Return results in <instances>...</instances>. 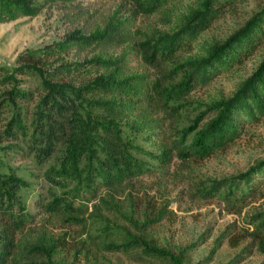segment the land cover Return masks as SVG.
Listing matches in <instances>:
<instances>
[{
    "label": "rangeland",
    "instance_id": "1",
    "mask_svg": "<svg viewBox=\"0 0 264 264\" xmlns=\"http://www.w3.org/2000/svg\"><path fill=\"white\" fill-rule=\"evenodd\" d=\"M27 1L34 11L22 0H0V184L19 183L15 189L25 215L17 229L0 212V235L12 239L15 262L174 264L139 247L104 244L130 233L181 256L180 264H264L251 220L264 214V172L253 174L251 189L240 182L232 197L206 194L213 179L231 178L264 159V110L257 118L242 112L238 136L204 158H182L172 143L185 130L181 140L189 144L212 116V103L227 100L259 68L264 34L250 53L219 67L208 80L182 95L162 93L187 77L185 61L237 32L264 11V0H219L213 5L220 4L219 12L198 36L157 61L147 60L138 42L176 31L202 0H167L152 13L139 11L131 0ZM104 59L118 60V81L127 83L118 89L123 112L115 123L128 152L145 169L108 186L86 176L81 158L67 184L52 183L45 170H64L71 144L58 142L45 157L30 149L34 111H47L43 79L79 87L113 68ZM67 93L85 114L84 97L90 93L83 91L80 98ZM15 118L27 124L24 133L6 130ZM38 143L45 145L43 137ZM164 147L171 150L166 164L146 152ZM55 198L56 206H48Z\"/></svg>",
    "mask_w": 264,
    "mask_h": 264
},
{
    "label": "trees",
    "instance_id": "2",
    "mask_svg": "<svg viewBox=\"0 0 264 264\" xmlns=\"http://www.w3.org/2000/svg\"><path fill=\"white\" fill-rule=\"evenodd\" d=\"M131 1L139 11L152 13L167 0ZM218 1L202 0L199 2L200 9H193L186 16L184 23L172 33H165L156 40L148 38L140 40L138 44L144 50V57L151 61L160 60L178 45L198 36L200 29L219 12L220 4L213 6ZM22 2L26 4L28 10L34 11L27 0H22ZM263 23L264 11L253 15L242 28L221 43L207 46L202 57L185 61L187 77L173 84L170 90L164 89L162 93L174 91L182 95L196 82L208 80V77L219 67L227 66L233 62L232 60H235V63L238 62L244 55L251 52L252 47L264 34ZM114 36L118 37V30L114 31ZM105 62H113V68H107V72H102L93 81H88L79 87H70L60 82L43 79L46 93L41 101L45 102L43 106L47 108V111L45 113L38 109L34 111V117L28 125L32 127L30 136H28L30 149L37 156L45 157L55 150L58 142L71 144L67 155L69 164L64 168L65 171L53 167L45 170V175L52 183L67 184L68 176L75 172L76 160L81 158H84V166L87 167L86 176L91 180L96 178V180L105 182L104 184L108 186H115L121 183L127 175L145 169L141 165L142 162L133 158L128 152L127 144L122 139L115 123L120 112H123V108L119 107L122 101L118 100V89L127 86V83L118 81L117 59ZM68 91L76 98H80L83 91L90 93L91 98L84 97L87 99L85 114H81L75 102L69 99ZM95 91L99 94L95 95ZM211 106L212 116L202 121L189 144L181 140L185 130L177 133L181 134L179 139L172 140L177 148L178 156L194 159L208 156L216 149L225 147L230 140L238 136L241 129L239 115L242 112L252 118L263 112L264 61L232 96L227 100H217ZM96 110L101 112L97 113ZM205 116L203 115L200 120ZM26 127L27 124L22 119L15 118L12 127L6 130L11 134L24 133ZM42 137L45 145L38 143ZM146 152L162 164L170 160V148L164 147L154 154L150 151ZM261 172H264V159L258 161L247 171L231 178L213 179L206 194L212 196L221 192L226 197H232L240 182L244 181L249 189L253 188V176ZM18 187V182L13 184L10 181H4L2 185L0 184V212L10 226L20 229L24 225L25 215L20 207L19 195L16 194ZM56 198L50 201L48 206L54 205L55 207L58 203ZM251 220L254 224L252 233L257 240L258 247L264 251V214L258 217L253 216ZM104 244L125 250L129 245L139 247L149 255H161L171 259L174 264L181 263V256L175 255L171 250L160 247L140 235L128 233L121 242L105 241ZM15 261L16 258L12 253V239L7 237V233L0 235V264H17Z\"/></svg>",
    "mask_w": 264,
    "mask_h": 264
}]
</instances>
